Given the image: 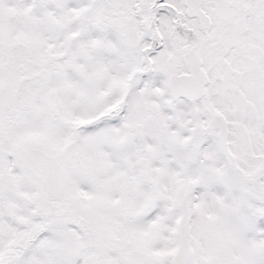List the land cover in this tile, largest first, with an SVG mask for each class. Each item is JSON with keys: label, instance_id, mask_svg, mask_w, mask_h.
Here are the masks:
<instances>
[{"label": "snow or ice", "instance_id": "obj_1", "mask_svg": "<svg viewBox=\"0 0 264 264\" xmlns=\"http://www.w3.org/2000/svg\"><path fill=\"white\" fill-rule=\"evenodd\" d=\"M0 264H264V0H0Z\"/></svg>", "mask_w": 264, "mask_h": 264}]
</instances>
